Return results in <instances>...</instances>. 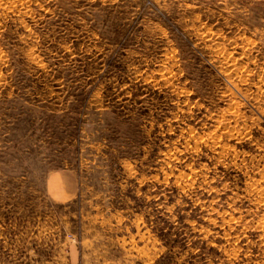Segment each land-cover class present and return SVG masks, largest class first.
I'll return each mask as SVG.
<instances>
[{
    "label": "rangeland",
    "instance_id": "rangeland-1",
    "mask_svg": "<svg viewBox=\"0 0 264 264\" xmlns=\"http://www.w3.org/2000/svg\"><path fill=\"white\" fill-rule=\"evenodd\" d=\"M71 243L264 264V0H0V264Z\"/></svg>",
    "mask_w": 264,
    "mask_h": 264
},
{
    "label": "crops",
    "instance_id": "crops-1",
    "mask_svg": "<svg viewBox=\"0 0 264 264\" xmlns=\"http://www.w3.org/2000/svg\"><path fill=\"white\" fill-rule=\"evenodd\" d=\"M66 250H68L69 254L66 259L67 263L65 264H86L87 263V260L81 257V252H79V248L76 244L71 243L70 245H68Z\"/></svg>",
    "mask_w": 264,
    "mask_h": 264
}]
</instances>
